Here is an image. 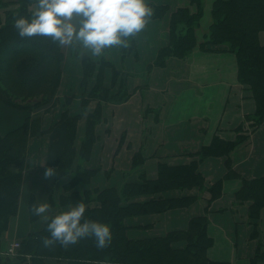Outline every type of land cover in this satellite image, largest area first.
<instances>
[{
  "label": "crops",
  "instance_id": "crops-1",
  "mask_svg": "<svg viewBox=\"0 0 264 264\" xmlns=\"http://www.w3.org/2000/svg\"><path fill=\"white\" fill-rule=\"evenodd\" d=\"M214 1H204L200 27L196 30L198 43L206 40L212 22ZM145 3L165 5L169 7V11L164 17L151 19L137 34L135 49H124L127 54L134 53V56L124 59L126 71L117 69L114 65L118 72L123 70L129 74L122 78L126 97L119 102H102V119L96 125L97 139L89 158L84 162L79 149L86 132L88 112L95 110L99 102L97 100L89 103L94 105L87 108L85 115L81 109L74 114L68 111L71 116L81 112L75 140L78 153L70 174L48 180L43 178L47 167L57 171L64 148L65 124L62 121V110L54 114L53 122L59 123L55 125L51 135L39 134L30 138L28 164L24 171L18 213L11 218L9 229L1 239L0 255H3L2 252L12 241H21L44 229L46 221L42 217L35 220L30 217L29 203L32 197L36 198L37 203L50 204V217L67 210V205L59 204V196L81 165V161L84 162L81 166L96 171L88 182L81 181L75 186L76 189H122L128 182L141 181L142 174L147 178H156L160 162L177 165L199 160L200 150L213 143L215 138L223 140L224 143L235 142L239 139L238 135L240 137L245 134L247 138L228 155L208 156L200 162L199 170L205 177L204 188L173 189L160 193L166 197L185 194L197 196L191 205L129 216L124 223L128 227V237L146 239L163 236L171 231L185 230L194 216L207 214L208 233L214 239V244L208 249L209 258L230 264H250L259 244L264 252V211L261 219L252 220L248 218L251 202H241L236 198V193L242 188L245 179L264 176V121L252 131L243 133L246 125L253 122L252 115L256 105L251 91L238 79L236 55L225 46L217 47L213 51H205L198 46L186 59L170 56L166 58L164 65L157 66L159 51L167 47L171 40L170 24L173 12L180 7H189L194 12L196 7L189 0H145ZM260 40L264 43V30L260 32ZM67 60L66 55L58 88L61 93L66 73L64 63ZM109 60L112 61L110 58ZM75 61L78 62L77 59ZM110 69L105 70L104 85L111 88L112 93H116L121 81L117 77L116 83L112 82ZM80 75L79 87L83 89L82 73ZM94 84L95 78H92V86ZM73 100L74 98L70 104ZM59 101L62 102L61 94ZM57 107L56 105L52 109ZM115 108L120 110L121 117L116 115ZM142 111H145V115ZM30 112L31 109H17L0 100L1 133H7L22 125L26 119L33 118ZM47 115L38 117L42 129L45 130L50 128L47 122H51ZM118 145L120 147L117 153H113V147L117 150ZM137 152H141L143 162L141 166L133 167ZM219 180H222V192L212 199L209 188ZM149 197L151 195L143 194L133 196L129 201H143ZM93 204L94 202H90L91 206ZM31 257L24 261L14 256L8 260V264H70L68 260L56 258H45L36 262Z\"/></svg>",
  "mask_w": 264,
  "mask_h": 264
},
{
  "label": "trees",
  "instance_id": "trees-1",
  "mask_svg": "<svg viewBox=\"0 0 264 264\" xmlns=\"http://www.w3.org/2000/svg\"><path fill=\"white\" fill-rule=\"evenodd\" d=\"M204 1L189 0L190 4L196 7L194 12H191L189 7H180L173 12L170 24L171 40L167 47L159 51L156 65H164L166 58L170 56L186 59L198 46L205 51L227 47L235 53L238 79L251 91L256 105L252 115L253 122L243 129V133H248L247 128L252 131L264 121V43L260 40V32L264 30V0H215L206 40L198 43L196 30L200 27ZM13 4L16 6L12 8ZM148 5L154 10L151 19L164 17L169 11V7L165 5ZM3 8L4 16L1 12ZM31 10L32 0H0V100L25 110L53 105L62 80V64L66 59L65 47L53 44L50 39H21L18 36L13 27V17L16 14L30 16ZM136 43L137 36L131 40L129 49H135ZM80 58L84 90L90 80L95 78V84L83 103L87 105L89 100L99 101L95 110L88 114L86 132L80 144L79 154L87 159L97 139L95 128L97 122L102 119V102H119L124 100L126 95L123 93V79L116 93H112L111 88L104 85L103 76L109 67H112L114 84L117 81L118 70L113 62L104 56L96 62L89 54H82ZM8 90H13L14 94L25 92L26 95L22 94L25 99L18 102V98ZM78 120L79 115L71 116L68 111L62 114L65 143L59 158L57 178L73 171L78 153L75 145ZM41 126L39 118H28L22 125L7 133L0 131V244L9 229L11 218L18 213L24 171L28 164L29 140L32 136L47 131ZM246 135H238L237 141L225 143L215 138L213 143L200 150L199 160L177 165L160 162L156 178H147L142 174L141 181L128 182L122 189H76L75 186L81 181L88 182L96 171L86 168L80 171L78 168L59 196V204L75 205L83 202L86 205V219L110 225L113 234L110 246L98 250L92 239H82L67 248L59 244L45 248L41 237L49 235L46 231L47 223L50 222L48 221L42 231L32 233L21 240L18 257L25 261V255L30 254L36 262L45 258H56L68 260L70 264H230L212 260L208 256V249L214 244V239L208 233L207 214L194 216L185 230L171 231L163 236L146 239L128 237V227L124 220L129 216L158 213L191 205L197 196L185 194L166 197L160 193L173 189L204 188L205 177L199 170L200 162L208 156L228 155L236 145L247 138ZM137 156H141V152L134 155V166L139 162ZM209 190L212 199L219 196L222 192V180L211 185ZM143 194L151 197L143 201H129L131 197ZM236 198L241 202L250 201L248 217L259 220L264 209V176L245 179L242 188L236 193ZM90 202H94V205L91 206ZM33 203H37L35 197H32L29 203L30 217L35 220L38 217L32 214ZM261 247L259 244L250 264H264V252ZM9 259L8 256L0 255V264H8Z\"/></svg>",
  "mask_w": 264,
  "mask_h": 264
},
{
  "label": "clouds",
  "instance_id": "clouds-1",
  "mask_svg": "<svg viewBox=\"0 0 264 264\" xmlns=\"http://www.w3.org/2000/svg\"><path fill=\"white\" fill-rule=\"evenodd\" d=\"M153 15L145 0H32L30 16L16 14L13 27L21 39L46 38L60 47L100 57L114 46L129 48ZM57 175L55 168L47 167L43 178ZM31 211L50 221L46 228L49 235L41 237L45 248L57 244L67 248L82 239H92L98 250H104L112 242L110 225L86 219L83 202L70 203L66 211L52 217L47 202L33 203Z\"/></svg>",
  "mask_w": 264,
  "mask_h": 264
},
{
  "label": "rangeland",
  "instance_id": "rangeland-1",
  "mask_svg": "<svg viewBox=\"0 0 264 264\" xmlns=\"http://www.w3.org/2000/svg\"><path fill=\"white\" fill-rule=\"evenodd\" d=\"M12 8L13 7H15V5L13 4L12 6H11ZM4 10H5V8H3V9H1V12H2V15L4 16ZM65 49H66V55H67V57H68V60L64 63V66H65V71H66V73H65V77L63 78V83H62V93L60 92V91H57V93H56V95H55V98H54V103H53V105H51V106H49V105H47V106H43V107H40V108H34V109H31V112H30V115L33 117V118H38V117H43L45 114H48L47 115V119H48V121H51V122H47L48 124L47 125H49L50 126V128H47L46 130L47 131H45V132H43V133H41L42 134V136H45V135H51V133L53 132V130H54V128H55V125H57L59 122H53L54 121V114H55V112L58 114V113H60V110H62V114H63V112L64 111H70L72 114H74V113H77V112H79L80 111V109H81V112H82V114H86L87 113V108H91V107H93V105H94V103H92V105H90L89 103L91 102V101H95V100H89L88 101V104L87 105H84V100H86V98L89 96V92H90V90H91V87H92V80H90V82H89V84H88V87H87V89L86 90H84L83 91V86H82V88L83 89H81V87H79L80 85V79H81V73H82V76H83V68H81V60H79V59H81L80 57H81V55L82 54H90V55H92L90 52H87V51H83V50H73V49H70V48H67V47H65ZM126 50V49H125ZM125 50H124V48L122 49V48H118V47H112V48H110V49H108V51L106 52V53H104L103 55H102V57L104 56L105 58H107L108 60H109V58L112 60V61H114L115 62V66H116V68L117 69H120V68H122L124 71H126V67H125V58L126 57H128V56H134V53L133 54H131V53H129V54H127L126 52H125ZM78 52H79V54H78ZM106 54H108V55H106ZM92 57H93V59H95V60H97L98 62L101 60V56L100 57H96V56H93L92 55ZM75 59H77L78 60V62H76L75 61ZM111 61V62H112ZM64 62V61H63ZM117 63V64H116ZM119 67V68H118ZM110 68V67H109ZM111 71V76H113L112 75V67H111V69H110ZM123 70H120L119 72H118V74H117V77H119L120 78V81H122V78L123 77H128L129 76V74L127 73L126 74V72H123ZM81 72V73H80ZM83 78V77H82ZM118 78H116V80H117ZM112 82H113V80H112ZM121 83V82H120ZM4 87H5V85H4ZM7 88H8V86H7ZM13 90H8V92L10 93V94H12L13 96H15V97H17L18 98V102L19 101H22V100H24L25 98H24V96L23 95H26V93L25 92H23V91H21V93L23 94H14L13 92H12ZM83 91V92H82ZM17 92V91H16ZM19 93V92H18ZM61 94V96H62V102L61 101H59V95ZM74 98V100H73V102H72V104H70V102H71V100ZM81 100H82V105H83V108H81ZM62 104V105H61ZM58 106L57 108H55V110L54 109H52V108H54L55 106ZM89 106V107H88ZM14 108H16V107H14ZM18 109V108H17ZM70 109H72L73 111H71ZM117 108H115V110H116ZM45 110H48L49 112H45ZM54 110V111H53ZM54 112V113H51V112ZM80 112V113H81ZM69 113V112H68ZM79 113V114H80ZM88 113H92V111H89ZM70 114V113H69ZM78 114V115H79ZM117 114H119L120 115V117H121V113H120V110L119 109H117L116 110V115ZM142 114H144L145 115V111H142ZM83 115V116H84ZM56 116V115H55ZM79 120H80V117H79ZM120 120H121V118H120ZM138 119H136V122H138L137 121ZM79 123V122H78ZM78 123H77V125H78ZM100 122H97V124H99ZM48 126V127H49ZM247 131H249L250 130V128H247L246 129ZM58 135V130L56 131V136ZM64 136H65V132H64ZM118 148H116L117 150H115V147H113V153H117V151H118V149H119V147H120V145H118L117 146ZM88 159V158H87ZM86 158H84L83 156H82V160L85 162L86 160H87ZM137 161H139V162H141V161H143V158H142V155L141 156H137ZM141 159V160H140ZM83 161H81L80 162V164L82 165L84 162ZM138 162V164L137 165H133V167H139V166H141L140 165V163ZM81 165H79L78 166V168H79V170L80 169H83L84 167L83 166H81ZM81 171V170H80ZM133 172V171H132ZM140 173V172H139ZM138 180L140 179V176L137 178ZM179 191H181V190H179ZM125 201V200H124ZM94 205V204H93ZM264 211V209L262 210V212ZM249 218V217H248ZM261 219V218H260ZM264 223V222H263ZM261 226L263 227V224H261Z\"/></svg>",
  "mask_w": 264,
  "mask_h": 264
},
{
  "label": "built area",
  "instance_id": "built-area-1",
  "mask_svg": "<svg viewBox=\"0 0 264 264\" xmlns=\"http://www.w3.org/2000/svg\"><path fill=\"white\" fill-rule=\"evenodd\" d=\"M21 241L19 240H15L12 241L9 246L6 248V250L4 252H2V254L4 256H8V257H14V256H18L20 253V248H21ZM26 258H30L31 255L30 254H26L25 255Z\"/></svg>",
  "mask_w": 264,
  "mask_h": 264
}]
</instances>
